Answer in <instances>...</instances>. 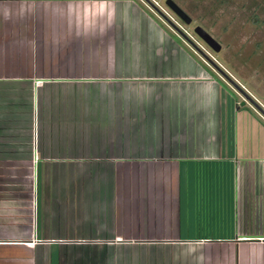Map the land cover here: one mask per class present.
Masks as SVG:
<instances>
[{"label": "crops", "instance_id": "crops-1", "mask_svg": "<svg viewBox=\"0 0 264 264\" xmlns=\"http://www.w3.org/2000/svg\"><path fill=\"white\" fill-rule=\"evenodd\" d=\"M112 36L113 27L103 36L55 42L41 11L15 22L0 20V264H193L192 257L174 259L165 251L198 245L197 254L202 250L208 264H264V148L249 151L238 145L237 137V146L230 145L226 154L211 150L216 131L212 127L218 119L210 114L199 115L197 128L204 126L202 132L176 138L175 117L161 114L165 105L187 103L208 113L221 86L187 54L179 74H119ZM90 84L98 85V90L88 89ZM158 86L183 87L191 95L183 100L141 98L153 96ZM138 92L140 98H134L132 94L137 97ZM107 102H114L118 112L114 120L112 111L98 110L99 104ZM90 107L97 109L90 113L111 122L119 133L128 118L131 133L163 143L168 133L175 147L167 153L164 145L153 143L151 149L104 156L98 165L99 157L51 152L62 137L55 130L57 123L74 121L73 131L84 134ZM226 107L240 126L238 102ZM191 119L185 115L179 121L190 124ZM180 138L181 146L187 141L197 153L186 149L175 154ZM189 167H193L191 176L198 168L217 171L213 183H220L219 187L225 188L228 181L224 192L231 193L235 202L227 234L202 235L200 227L191 225L196 216L195 197L189 196L195 193L194 180L187 178ZM41 170L48 173L45 180ZM102 170L110 174L111 183L103 184ZM68 178L71 184L63 182ZM42 180L52 189L50 219L56 218L55 202H60L59 210H64L66 218L84 213L78 234L77 228L56 227L53 221L41 227ZM93 185L97 197L90 193ZM75 201L79 205L73 209Z\"/></svg>", "mask_w": 264, "mask_h": 264}, {"label": "rangeland", "instance_id": "rangeland-1", "mask_svg": "<svg viewBox=\"0 0 264 264\" xmlns=\"http://www.w3.org/2000/svg\"><path fill=\"white\" fill-rule=\"evenodd\" d=\"M174 1L192 17L191 24L183 23L165 5L164 0H118L117 19L113 25L112 46L117 52V70L119 74H179L184 71L182 63H186L188 60L186 57L182 58L187 54L193 61L202 65L204 69H208L213 74L222 91L219 90V94L217 93V96L214 97L216 101L213 102L208 113H202V107L200 108L196 105V108H193L187 103L184 105L178 103L177 105L174 102V105L169 106L166 102L167 105H165L161 114H172L175 117L177 122L173 123V127L177 124L178 130H173V135L176 138H183L184 134L191 135L202 132L204 126L197 128V124L200 122L198 121L200 119L199 115L210 114L211 118L217 115V126L212 127V130L215 128L216 131H213L214 143L210 147L211 150H217L216 153L220 155L226 154L231 148L230 145L237 146V137L239 139L238 145H242L249 151L254 149L256 151L263 150L264 115L258 111L259 109L255 104L248 101L244 93L238 89L239 87L237 88L234 83H230L214 66H218L230 76L264 110V0ZM196 25L203 27L221 44L220 52H213L194 33L193 29ZM175 27L182 30L188 39L183 33L178 32ZM97 86L90 84L87 87L94 91ZM115 91L117 90L115 89ZM138 94L139 92L136 93L137 97L134 94L132 95L134 98H140ZM92 95L95 97L94 93L91 92L90 96L92 97ZM187 95H191V92L189 90L184 91L183 87L182 90H168L166 87L158 86L153 96L145 95L141 98L183 100ZM219 102L222 104L219 105ZM236 102H238L241 108L240 112H242L237 115L241 120L239 122L240 126H237L233 121V117L227 113L226 103H229L230 106L233 104L235 107ZM205 106L209 107L208 103ZM205 106L203 105V107ZM90 108V110L87 109L89 111L86 117L88 126L85 124L84 134L73 131L77 128V124L74 121L65 120L57 123L55 130L58 134L61 132L62 137L60 140L58 138L57 145L51 146V152L59 156L72 154V156L76 157H99L95 161L96 165H98V162L103 163V160H105L104 156L124 154L130 149L138 151L140 147L151 149L153 143H156V147L164 145V148H168L166 150L167 153L169 150L172 151L171 147H175V143L170 141L173 137H169L168 133H166L167 137H165L164 143L156 138L140 137L131 133L129 124L127 125L126 123L128 118L124 119L123 129L120 134L118 127L111 126V122L101 120L97 114L93 115L90 113L91 110H97ZM100 109L112 111L114 113L113 120L118 116L114 102H107L104 105L99 104L98 110ZM185 115L189 119L193 118L190 124L179 121V118H185ZM95 116L98 118H95ZM220 121L222 122L220 123ZM165 125L169 126L170 123ZM81 128L84 129L83 125ZM148 129L153 131L152 127H148ZM149 135L151 136L152 134ZM181 138L180 142L177 143L178 146H176L179 151L174 148L175 154L186 153V149L197 153L196 150H191V147L187 146V141L185 145L181 146ZM201 139L203 140V138ZM203 147L204 144H199V148ZM87 167H90V165ZM192 169L193 167L188 168L187 178L189 182L194 180V183H191L195 193H191L189 196L195 197L193 206L196 219H194V225L192 223L191 225L200 227L202 235L218 236L227 234L230 221L232 220L230 217L232 205L234 206L235 202L231 193L224 192L227 189L228 181L223 184L225 188L219 187L220 183H213L216 182L215 173L217 174V171L210 173L208 169L198 168L195 174L191 176ZM205 170L208 171L206 172ZM57 171L55 170L54 172L57 173ZM40 172V177L45 180V176L47 177L48 173H46V170H41ZM102 174L103 184L111 183L110 174L107 176V173L105 174L103 170ZM219 176L222 178L223 173L217 175V179L221 180ZM44 180L40 183L39 193L41 227L47 226L50 221H53L56 227L77 228L78 234L80 229H82L80 228V219H82L84 213L70 215L66 218L68 215H65L64 210H59L60 202H55L54 204L58 207L55 208L54 212L56 218L50 219V213L47 208L49 207L48 197H50V190L52 189H50L48 183L44 184ZM184 180H186V176ZM205 180L208 184L204 182ZM198 181L202 182V184L199 185ZM63 182L71 184L72 178L63 180ZM92 189L94 192L91 191L90 193L95 194L94 197H97L96 186L93 185ZM183 196L186 195L183 194ZM77 205H79V202L76 203L75 201L71 206L74 209ZM58 216L63 217L57 218ZM93 220L96 222L95 218ZM186 252L187 250L171 249L169 251L166 250L165 254L170 258L176 259L179 256L180 259H185L188 258L185 255Z\"/></svg>", "mask_w": 264, "mask_h": 264}, {"label": "clouds", "instance_id": "clouds-1", "mask_svg": "<svg viewBox=\"0 0 264 264\" xmlns=\"http://www.w3.org/2000/svg\"><path fill=\"white\" fill-rule=\"evenodd\" d=\"M118 0H0V20L15 22L43 12L54 32L55 42L105 35L117 19ZM204 242L201 241L202 245ZM200 247L189 246L186 256L193 264H208ZM180 259V257H176Z\"/></svg>", "mask_w": 264, "mask_h": 264}, {"label": "water", "instance_id": "water-1", "mask_svg": "<svg viewBox=\"0 0 264 264\" xmlns=\"http://www.w3.org/2000/svg\"><path fill=\"white\" fill-rule=\"evenodd\" d=\"M164 3L181 21H183V23H185L187 25L192 23V17H190L174 0H164ZM176 30L180 33H183V35L186 37V35L184 34V32L182 30H180L178 28H176ZM193 31L213 52L218 53L221 51V48H222L221 44L210 33H208L203 27L196 25L194 27ZM214 67L222 75H224V77L230 83H234L235 87H237V88L239 87L238 89L244 93V95L248 99V101L255 104L257 106V108L259 109L258 111L264 115V110L260 107V105H258L256 103V101H254L252 99V97H250V95H248L240 86H238V84L230 76H228L222 69H220L216 65Z\"/></svg>", "mask_w": 264, "mask_h": 264}, {"label": "built area", "instance_id": "built-area-1", "mask_svg": "<svg viewBox=\"0 0 264 264\" xmlns=\"http://www.w3.org/2000/svg\"><path fill=\"white\" fill-rule=\"evenodd\" d=\"M36 83H40V81H36Z\"/></svg>", "mask_w": 264, "mask_h": 264}]
</instances>
